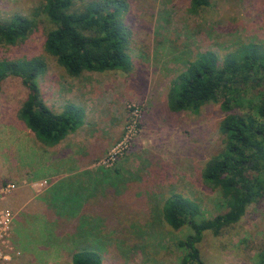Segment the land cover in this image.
Listing matches in <instances>:
<instances>
[{
  "label": "rangeland",
  "instance_id": "rangeland-1",
  "mask_svg": "<svg viewBox=\"0 0 264 264\" xmlns=\"http://www.w3.org/2000/svg\"><path fill=\"white\" fill-rule=\"evenodd\" d=\"M43 1L0 0V20L20 14L35 22L25 39L0 43V60L41 58L46 67L36 81L44 103L54 112L79 106L84 122L58 144H43L18 116L28 94L21 78L0 80V213L9 210L0 219L8 227L13 262L72 264L74 249L87 246L96 248L105 264L178 263V243L191 229L171 228L163 219V203L181 194L198 206L197 220L224 211L219 188L201 173L225 147L219 123L228 113L261 120L262 91L248 86L243 104L228 111L221 96L194 112L171 111L168 90L202 55L222 65L247 43L264 49V0H210L197 11H191V0H122L128 67L79 76H70L45 50L53 23L41 10ZM80 156L87 168L110 179L115 195L108 193L105 205H99L98 189L81 183L94 172L78 173ZM73 182L76 187L66 190ZM107 185L103 188L110 192ZM74 190L89 194L85 227H78L77 235L74 219L61 217L52 234L45 225L58 214L72 215L79 198L70 195ZM198 246L207 264H264V196L218 234L205 229Z\"/></svg>",
  "mask_w": 264,
  "mask_h": 264
},
{
  "label": "trees",
  "instance_id": "trees-1",
  "mask_svg": "<svg viewBox=\"0 0 264 264\" xmlns=\"http://www.w3.org/2000/svg\"><path fill=\"white\" fill-rule=\"evenodd\" d=\"M209 4L210 0H191L190 8L191 11H197ZM125 7L122 0H44L41 10L53 23V28L45 35V50L55 57L70 76H79L84 71L126 69L130 61L128 55L130 38L121 20ZM34 29L35 22L20 14H15L5 21L0 20V43L15 44L25 39ZM45 67L44 61L37 56L17 60L2 59L0 80L7 75L21 78L28 89V94L19 109L20 120L39 142L55 145L83 124L84 115L79 106L69 104L62 112H54L44 103L36 79L45 71ZM262 78L264 49L247 43L226 56L222 65L207 54L200 56L189 62L172 81L167 95V104L171 111L197 112L204 102L218 101L221 96H223L221 106L228 111L233 105L243 104L245 90L242 84L246 87L257 86L262 91L257 109V117L261 120L242 117L235 113H228L221 120L219 132L225 139V147L206 163L201 175L205 182L219 188L224 198L225 209L210 220H197L196 203L178 193L168 197L163 203V219L176 230L188 225L191 232L178 243L182 248L179 262L159 264H207L198 246L204 230L209 229L212 233L218 234L222 229L238 221L251 202H257L264 196ZM250 80H255L254 85ZM78 160L83 166V170L78 173L94 172L92 176L83 177L81 183H87L86 186L92 188L91 191L98 189L96 191H99L101 197L99 205L101 202L105 205L104 197L108 193L114 194L111 186L107 185L110 179L100 169L91 171L87 168L84 165L85 158L80 156ZM250 163L252 165H249ZM73 185L74 182L71 185L67 183L66 190L70 191ZM104 185H107L110 192H105ZM83 191L78 193L74 190L70 194L79 197L72 215L58 214L56 219L45 223V227H51L52 234L56 227H59L57 222H61L59 220L61 217L74 219L77 235L78 227H85L83 212L87 205L84 200L89 199V194ZM48 206L50 207L49 203ZM52 210L56 213L55 207ZM94 210L96 211L95 207ZM71 263L105 264L99 251L87 246L74 249Z\"/></svg>",
  "mask_w": 264,
  "mask_h": 264
},
{
  "label": "built area",
  "instance_id": "built-area-1",
  "mask_svg": "<svg viewBox=\"0 0 264 264\" xmlns=\"http://www.w3.org/2000/svg\"><path fill=\"white\" fill-rule=\"evenodd\" d=\"M8 211V209L1 211L0 217L2 214L8 216ZM4 224L5 222L0 219V264H16L13 262L14 249L9 245V235L7 233L8 227H4Z\"/></svg>",
  "mask_w": 264,
  "mask_h": 264
},
{
  "label": "flooded vegetation",
  "instance_id": "flooded-vegetation-1",
  "mask_svg": "<svg viewBox=\"0 0 264 264\" xmlns=\"http://www.w3.org/2000/svg\"><path fill=\"white\" fill-rule=\"evenodd\" d=\"M251 76V78L253 77V74H251L250 75ZM254 81L255 80H250V82L254 85ZM261 82L264 84V78H262L261 79ZM243 88H244V90L246 91V89H247V87L246 86H244L243 84L241 85ZM264 135V134H263ZM249 165H252L251 163L249 164Z\"/></svg>",
  "mask_w": 264,
  "mask_h": 264
}]
</instances>
